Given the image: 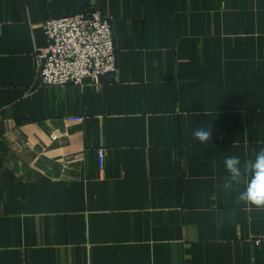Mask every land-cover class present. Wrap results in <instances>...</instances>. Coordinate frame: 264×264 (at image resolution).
Wrapping results in <instances>:
<instances>
[{"label": "crops", "instance_id": "obj_1", "mask_svg": "<svg viewBox=\"0 0 264 264\" xmlns=\"http://www.w3.org/2000/svg\"><path fill=\"white\" fill-rule=\"evenodd\" d=\"M92 7L115 76L38 84L45 21ZM260 148L264 0H0V264H264V208L223 188Z\"/></svg>", "mask_w": 264, "mask_h": 264}, {"label": "built area", "instance_id": "obj_2", "mask_svg": "<svg viewBox=\"0 0 264 264\" xmlns=\"http://www.w3.org/2000/svg\"><path fill=\"white\" fill-rule=\"evenodd\" d=\"M47 45L37 51L38 84L81 85L88 80L100 86L102 78L115 76L118 70L112 24L96 8L44 23ZM84 116H70L69 121L83 122ZM98 161L104 167L105 149L98 148ZM264 239V230L257 243Z\"/></svg>", "mask_w": 264, "mask_h": 264}, {"label": "clouds", "instance_id": "obj_3", "mask_svg": "<svg viewBox=\"0 0 264 264\" xmlns=\"http://www.w3.org/2000/svg\"><path fill=\"white\" fill-rule=\"evenodd\" d=\"M191 134L193 139L201 145L209 144L213 138L211 126L196 127ZM213 163L215 164V161ZM223 164L228 173L223 188L230 192L234 184L240 183L241 179L246 177L245 188L238 193L237 203L243 202L246 205L264 208V148L256 151L243 169L241 168V160L236 155L225 156Z\"/></svg>", "mask_w": 264, "mask_h": 264}]
</instances>
